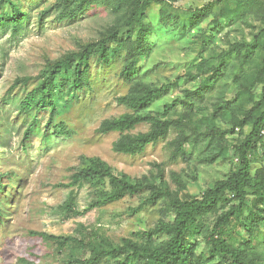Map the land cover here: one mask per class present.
<instances>
[{"label":"rangeland","instance_id":"rangeland-1","mask_svg":"<svg viewBox=\"0 0 264 264\" xmlns=\"http://www.w3.org/2000/svg\"><path fill=\"white\" fill-rule=\"evenodd\" d=\"M101 41L104 52L91 47ZM73 55L57 95L44 105L37 96L30 111L22 110L54 65ZM162 86L169 91L143 114L168 111V135L142 153H122L123 144L153 128L107 132V124L137 114L120 100ZM263 90L264 0H0V264H67L81 259L80 242L92 240L102 248L124 240L163 248L167 233L153 243L144 233L173 223L170 200L146 201L158 190L200 198L236 173L239 147L264 111ZM182 137L184 154L174 157L173 142ZM98 161L149 190L89 210L110 182H72ZM252 161L254 183H261L264 136ZM252 200L251 194L244 217L254 239L234 235L232 243L249 245L248 264H264V224L249 210ZM70 203L86 213L71 216ZM228 209L199 220L197 264H231L208 253V237ZM32 233L79 242L63 248Z\"/></svg>","mask_w":264,"mask_h":264},{"label":"trees","instance_id":"trees-1","mask_svg":"<svg viewBox=\"0 0 264 264\" xmlns=\"http://www.w3.org/2000/svg\"><path fill=\"white\" fill-rule=\"evenodd\" d=\"M157 2L160 0H152ZM142 15L141 18H143ZM15 21V25H18ZM102 46L105 51L106 42H99L91 45L92 48ZM104 56V55H103ZM75 55L67 56L56 63L49 72L48 77L36 91L28 94L21 108L24 111H30L39 96L41 102L38 105H44L51 101L53 96L57 95V79L63 71L70 68L74 62ZM108 59L107 56H104ZM87 62L86 56L81 55L80 62L76 65L75 87L81 86V65ZM169 91L168 86H162L158 89L149 90L141 98H122L120 102L137 112L136 115H127L115 120L106 126L107 132H125L142 123H151L153 130L146 135H141L135 140L125 143L121 146V152L136 155L145 151L146 147L157 144L164 139L172 126V123L165 119L166 112L163 115H145L143 111L149 109L152 104ZM262 105L264 106V90L262 95ZM162 118H161V117ZM264 133V111L254 123L250 135L239 147V169L227 180L220 182L214 188L206 191L200 198L179 199L173 198L169 193L161 190L153 193L148 204H156L161 198L168 197L170 200V209L174 214V221L171 225L160 227L153 232H145L144 237L149 243H153L155 236L167 233L170 236L166 245L161 248H151L140 246L129 240H124L119 248L98 247L92 240L89 243L80 242V248L83 255L81 259L74 258L67 264H100L104 259L110 258L116 261V264H197L196 244L193 242L197 224L199 220L209 214L216 213L222 208L229 207L228 211L223 213L214 226L208 237L209 256H222L230 261L231 264H248L250 255L249 245L243 248L235 247L232 243L234 235L249 242L254 239V230L245 220V214L248 210L249 196L253 195L250 205V212L261 226L264 224V181L254 183L252 177L253 161L252 158L257 150L258 143L261 142ZM188 143L187 138H179L173 142L175 147L174 157L183 156V146ZM109 181L112 189L101 197V201L94 202L89 210L105 206L110 203L123 200L127 196H135L146 192L149 188L140 183H131L126 176H119L103 162H96L92 168L81 171L73 177L72 186L95 181ZM1 190V187H0ZM67 212L73 217L83 216L86 211L78 212L70 203L66 206ZM238 224V228L236 225ZM43 239L55 243L59 247H69L77 241L74 238L59 237L44 233L36 234Z\"/></svg>","mask_w":264,"mask_h":264},{"label":"built area","instance_id":"built-area-1","mask_svg":"<svg viewBox=\"0 0 264 264\" xmlns=\"http://www.w3.org/2000/svg\"><path fill=\"white\" fill-rule=\"evenodd\" d=\"M263 135H264V133H263Z\"/></svg>","mask_w":264,"mask_h":264}]
</instances>
